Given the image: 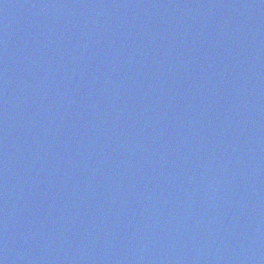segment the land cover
<instances>
[{
  "label": "water",
  "instance_id": "obj_1",
  "mask_svg": "<svg viewBox=\"0 0 264 264\" xmlns=\"http://www.w3.org/2000/svg\"><path fill=\"white\" fill-rule=\"evenodd\" d=\"M0 264H264V0H0Z\"/></svg>",
  "mask_w": 264,
  "mask_h": 264
}]
</instances>
